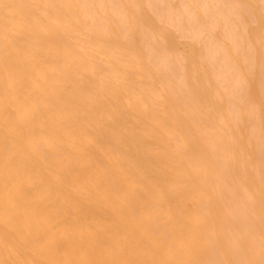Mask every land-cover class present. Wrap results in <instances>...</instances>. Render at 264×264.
Instances as JSON below:
<instances>
[{
    "label": "bare ground",
    "instance_id": "bare-ground-1",
    "mask_svg": "<svg viewBox=\"0 0 264 264\" xmlns=\"http://www.w3.org/2000/svg\"><path fill=\"white\" fill-rule=\"evenodd\" d=\"M0 264H264V0H0Z\"/></svg>",
    "mask_w": 264,
    "mask_h": 264
}]
</instances>
